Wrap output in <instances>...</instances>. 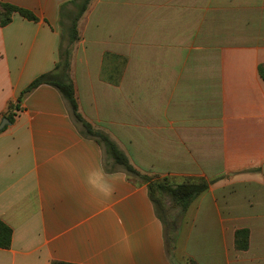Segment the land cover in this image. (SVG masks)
I'll return each mask as SVG.
<instances>
[{
    "label": "crops",
    "instance_id": "1",
    "mask_svg": "<svg viewBox=\"0 0 264 264\" xmlns=\"http://www.w3.org/2000/svg\"><path fill=\"white\" fill-rule=\"evenodd\" d=\"M0 1L38 18L14 13L0 24L1 120L58 62L76 0ZM79 32L72 76L80 110L142 172L214 179L262 169L264 0H92ZM102 161V145L82 134L56 87L24 97L0 132V219L13 229L0 264H176L147 183L128 177L106 200L85 189L86 171ZM250 213L233 230L227 220L194 225L190 255L200 264H264V212ZM243 228L250 244L238 251ZM199 235L209 240L204 256Z\"/></svg>",
    "mask_w": 264,
    "mask_h": 264
},
{
    "label": "trees",
    "instance_id": "2",
    "mask_svg": "<svg viewBox=\"0 0 264 264\" xmlns=\"http://www.w3.org/2000/svg\"><path fill=\"white\" fill-rule=\"evenodd\" d=\"M92 0H76L73 1L76 9L73 10L69 17V22H62L63 36L59 48V60L54 68L48 72H44L36 77L20 94L19 98L10 102L8 110L4 116L14 122L16 115L21 110V102L24 97L42 84H49L56 87L68 101L72 116L79 125L82 134L88 138L96 140L104 149V166L107 171H115L117 168L126 172L129 178L142 183H147L150 189L152 200L156 204L158 214L162 212L164 204L162 197L156 194L168 195L173 203L180 207L185 213L191 203L201 193L206 191L212 183L218 178L208 180L204 177L192 178L188 177L182 182H174L170 176L159 177L150 175L138 169L130 160L128 154L120 147L118 142L103 128L92 124L82 114L78 98L74 78L72 76V54L74 45L80 39L79 20L88 9ZM14 13H19L23 17L30 20H37V16L33 11L20 7L18 5L0 1V24L5 26L9 24ZM64 37V38H63ZM64 39V40H63ZM259 72L264 80V63L259 65ZM248 171H253L252 169ZM161 216V215H160ZM164 220V219H163ZM13 229L0 219V247L9 248L12 243ZM176 236L171 241L174 243ZM236 248L246 250L249 247V230L247 228L238 229L235 234ZM169 251V250H168ZM52 264H73L63 261H55ZM192 264H197L192 261Z\"/></svg>",
    "mask_w": 264,
    "mask_h": 264
},
{
    "label": "rangeland",
    "instance_id": "3",
    "mask_svg": "<svg viewBox=\"0 0 264 264\" xmlns=\"http://www.w3.org/2000/svg\"><path fill=\"white\" fill-rule=\"evenodd\" d=\"M126 62V59L118 58L120 66H123ZM251 169L253 171H247L246 169L232 170L231 173L226 172L223 176H216L215 178H218L216 181L225 179L224 183H217L213 186L211 184L210 188L194 199L185 213L173 203L168 195L156 194L158 197H162L164 207H162L160 215L164 219L166 227L168 250L176 264H192V261L200 264L190 255L188 249L194 225H200L203 222V225H216L215 221L217 220H220V222L227 220L229 221L228 226L233 230L234 227L238 226L237 220L240 217L251 214L250 212H264V175L261 165ZM171 178L174 182H182L186 179V177L179 176H171ZM194 178L200 177L195 176ZM208 180H211V178ZM180 233H182L181 238H179ZM204 235L207 236L205 232ZM174 236L176 238L172 243L173 240L171 241V239ZM196 243H199L198 246L196 245V250L204 256L203 252L205 248L207 249L209 240L201 238ZM231 248L233 250V247ZM235 249L244 251L237 249L236 243Z\"/></svg>",
    "mask_w": 264,
    "mask_h": 264
},
{
    "label": "clouds",
    "instance_id": "4",
    "mask_svg": "<svg viewBox=\"0 0 264 264\" xmlns=\"http://www.w3.org/2000/svg\"><path fill=\"white\" fill-rule=\"evenodd\" d=\"M128 176L126 172L117 168L115 171H107L104 162L98 166L88 169L83 177L85 189L99 200L110 199L117 183H126Z\"/></svg>",
    "mask_w": 264,
    "mask_h": 264
},
{
    "label": "water",
    "instance_id": "5",
    "mask_svg": "<svg viewBox=\"0 0 264 264\" xmlns=\"http://www.w3.org/2000/svg\"><path fill=\"white\" fill-rule=\"evenodd\" d=\"M11 124H12V121L8 117L4 116L0 120V132L3 131L6 127H8ZM261 170H262V173L264 175V164L262 165V169Z\"/></svg>",
    "mask_w": 264,
    "mask_h": 264
}]
</instances>
